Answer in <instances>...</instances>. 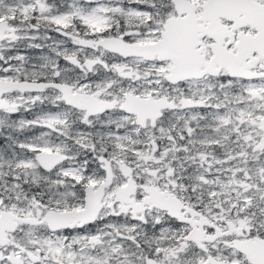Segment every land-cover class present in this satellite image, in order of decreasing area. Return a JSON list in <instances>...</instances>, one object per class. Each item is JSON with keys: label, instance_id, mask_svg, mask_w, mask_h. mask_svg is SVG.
Returning a JSON list of instances; mask_svg holds the SVG:
<instances>
[{"label": "snow or ice", "instance_id": "obj_1", "mask_svg": "<svg viewBox=\"0 0 264 264\" xmlns=\"http://www.w3.org/2000/svg\"><path fill=\"white\" fill-rule=\"evenodd\" d=\"M0 264H264V0H0Z\"/></svg>", "mask_w": 264, "mask_h": 264}]
</instances>
